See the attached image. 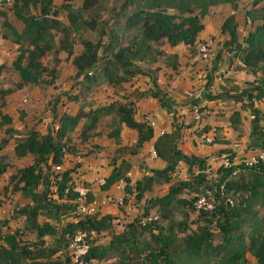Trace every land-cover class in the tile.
Masks as SVG:
<instances>
[{
	"label": "trees",
	"instance_id": "obj_1",
	"mask_svg": "<svg viewBox=\"0 0 264 264\" xmlns=\"http://www.w3.org/2000/svg\"><path fill=\"white\" fill-rule=\"evenodd\" d=\"M240 1L62 0V4L56 8L53 6V0H14L12 12L20 25L19 30L7 19L6 12L0 11V38L17 47L16 58L11 63V69L18 78L14 90L51 86L58 74L56 68L59 53H64L66 59L71 60L74 77L80 79L78 85L85 93L100 83L112 87L128 83L135 76L146 74L135 63L154 64L158 62V57L164 60V67L175 71L176 57L166 54L160 47L166 45L173 48L183 45L193 57L200 44L196 46L195 42L203 30L202 19L217 6L227 5L235 10ZM262 1L252 0L251 7L259 5ZM30 10L34 13H30ZM256 10L255 18V12L248 15L253 16V20H257L259 24L240 42L234 15H229L223 20L219 34L227 38L222 47L228 53V60L236 58L243 68L251 73L257 70L264 73V5ZM61 13L65 17L66 25L60 20ZM102 14L106 15L105 20H101ZM89 33L96 34L97 40L89 39ZM103 37L107 38L105 45L100 41ZM76 44L80 46V51L75 55L73 48ZM99 51L105 57H98ZM47 56H51L53 63L49 68L41 63ZM3 70L4 66L0 64V73ZM260 84H264V81H260ZM14 90L6 91V94ZM249 92H253V95L246 97L249 101L258 100L264 95V89L258 85L252 86ZM131 94L135 101L147 97L158 102L162 100L158 94L150 91ZM135 101L113 102L89 109L87 112L79 111L75 115L61 114L56 120L55 129L41 135L30 131L17 137L13 129H5L6 138L1 141V145L6 144L7 138L10 137L14 145L12 154L15 159L32 157L30 166L16 170L15 174L9 177L11 192H18L21 197L35 202L38 197L36 188L42 179L52 174L56 198L74 202L77 194L72 192L71 174L76 165L60 172H51L50 168L60 167L64 156L75 152L73 147L69 148L68 145L75 127L81 120L83 123L78 135L80 143L86 142L92 136L100 120L105 117H109V126L113 127L109 138L118 137V128L121 125L135 131L136 140L132 154L142 144L150 141L151 127L133 118ZM234 114L237 116V113ZM0 122V126H5L11 121L7 115L0 114ZM174 140V134H162L153 144L155 158L167 166L173 162ZM227 160L231 165H220L215 171L214 179H206L205 173H201L195 178L178 181L168 186L163 195L148 200L144 207V216H147L150 210L156 209L165 218L176 207L194 211L193 202L180 198L182 195L210 193L214 197V207L210 212H198L197 218L200 220H196L202 224L197 225L191 234L187 233L185 221L177 224L171 222L167 234L164 235L154 221L140 226L139 220H135L125 231L111 234L105 246L94 245L90 241L82 257L84 262L100 263L113 258V262L106 264H133L132 256L138 258L139 254H144L139 264H187L189 260L203 258L213 259L214 264H246L245 255L248 254L255 264H264V231L260 227V219L256 217L263 211L264 219L263 164L258 161L249 167H244L242 162L234 165L230 155H227ZM8 167L7 158L1 155L0 176ZM129 170L128 161L121 159L117 165L113 161L102 190L123 181L124 191L130 192L129 180L126 177ZM170 172H174L173 168ZM233 173L235 174L232 175ZM169 181L170 176L164 182ZM4 190L6 191V187ZM236 195L240 197L234 200L232 207L228 206L225 199ZM86 198L91 201L90 195ZM113 219L109 215L96 214L58 228L43 222L35 230L34 240L29 243L20 241L18 231L9 235L0 234V264H55L50 261L51 256L57 252L59 246L66 248L76 231L87 235L109 232ZM213 224L219 232V241L215 246L212 245L215 235L210 231ZM245 224L250 227L246 238L241 233ZM153 225L159 230L156 235L150 231ZM174 227L177 228L176 233H173ZM141 231H150L151 242L138 248L137 238ZM176 234L181 237L177 238ZM44 237L52 238L58 248L44 246Z\"/></svg>",
	"mask_w": 264,
	"mask_h": 264
},
{
	"label": "crops",
	"instance_id": "obj_2",
	"mask_svg": "<svg viewBox=\"0 0 264 264\" xmlns=\"http://www.w3.org/2000/svg\"><path fill=\"white\" fill-rule=\"evenodd\" d=\"M242 1L238 3L235 10L227 5L212 8L201 21L203 30L198 34L195 45L202 42L209 43L210 48L217 43L218 46L222 45L227 38L219 34V27L229 15H234L239 42L252 32L255 27L244 26L245 29H243L244 27L241 26V19L245 13L241 9ZM257 6L252 8L256 9ZM247 21L245 19L244 24L247 25ZM165 53L176 57V70L165 69V80L160 82V75L157 77L158 80H155L154 76L151 78L146 76L144 81L149 79L150 83L145 85L141 84L140 79L135 82L139 76L137 75V78H133L128 83L129 90H131L129 92L150 91L158 94L162 99L158 102L147 97L135 101L134 97L130 95L131 98L128 100L135 101L134 120L145 122L151 127V140L142 144L132 154L136 140L135 131L121 125L118 128V137L112 140L108 135L113 129L106 131L103 135L101 131L97 130V127L87 140L91 141L94 150L97 151L87 154L81 159L78 156L73 158L70 155L64 156L61 167L72 169L76 165L71 174V183L75 186H78L80 181L86 183L87 185H80L88 191L87 195L91 196V201L101 202L107 197L117 196L118 192H114L115 184L107 190L101 188L104 179L112 169L111 163L104 159L107 156L105 152L113 154L117 148H121L122 159L130 163V170L126 177L135 200L150 192L154 186L160 187V185L169 184L170 181L169 183L164 181L173 174H170L172 168L174 171L184 168L187 178H195L201 173L203 174L204 169L208 168L207 166L220 164L221 157L224 155H231L233 164H236L239 159L244 160L257 151H264V109L262 106L264 95L258 100L251 99L249 101L246 98L249 94L253 95V92H249L252 86L258 85L264 89V84H260V81H264V73L261 70L251 73L248 69L243 68L238 59L230 58L231 60H228V53L224 52L223 54L218 49L213 52L211 57L209 56L208 60L197 62H193L188 48L183 45L173 48L167 46ZM143 75L145 77V74ZM146 75L152 76L151 74ZM189 92L193 99L187 100L182 95ZM191 105H197L206 111V115L199 122H195L192 118ZM234 113H237V116ZM162 134L175 135L173 162L169 166L150 155L153 144ZM203 138L211 139L212 143L204 144ZM6 146L10 147V153H13L14 145L7 142L0 146V156H5L9 165L4 174L0 176V188L5 186L8 189L6 198L10 200L0 196V210L4 209V212L9 214L7 218L0 215V220L3 224L8 219L10 221L6 226L1 223L0 231L2 230L4 235H9L13 232L6 227H16L18 230L14 231H18L19 235L28 232L33 235L32 240H34L35 230L43 222L58 228L76 219L77 198L74 202L58 200L54 195L52 174L42 179L36 188L38 197L35 202L21 197L18 192H11L9 177L15 174L12 171L30 166L32 157L25 156L17 160L13 154L5 155L8 151L4 149ZM119 160L115 162V165L119 163ZM72 165L74 166L72 167ZM50 171L54 172L52 167ZM99 177H102L103 180L92 184ZM117 213V206L113 202L101 205L97 212L99 216L109 215L113 218ZM0 234L2 235L1 232ZM45 238L51 239L50 237Z\"/></svg>",
	"mask_w": 264,
	"mask_h": 264
},
{
	"label": "rangeland",
	"instance_id": "obj_3",
	"mask_svg": "<svg viewBox=\"0 0 264 264\" xmlns=\"http://www.w3.org/2000/svg\"><path fill=\"white\" fill-rule=\"evenodd\" d=\"M14 0H0V11L6 12L7 19L19 30L20 25L16 22L15 17L13 16L12 12V5H13ZM252 0H243L241 4V9L245 12L244 16H242L241 19V26L242 27H249L251 26L252 28L255 27V25L258 24L257 20H253V16L248 15L249 13L254 14V18L256 16L257 8L261 7L264 5V0L257 6L256 9H253L251 7ZM62 4V0H53V6L58 8ZM78 3L76 2L75 5ZM76 7V6H74ZM30 13H34L33 10H30ZM245 17V18H243ZM106 15L102 14L101 20H105ZM245 19L247 21V25L245 23ZM60 20L62 21L63 24H67L65 17L61 13ZM99 20V21H101ZM255 23V24H254ZM245 27L243 29H245ZM88 38L92 40H97V35L93 33L88 34ZM244 39V38H243ZM101 44L105 45L107 43V38L103 37L101 40ZM216 44V43H215ZM218 44V43H217ZM215 45L210 48V57L213 54L214 51L217 49L221 52H225V49L222 47V45ZM74 54H78L80 51V46L77 44L73 48ZM160 50L166 51L167 46L163 45L160 47ZM17 55V47L5 40H2L0 38V64L4 66V70L0 73V114H6L10 118V123L5 126H0V146L1 141L5 139L6 137L4 136V131L5 129H13L17 137L18 136H24L30 131L38 132L40 135L44 134L46 131H51L52 129H55L56 125V120L61 114H69V115H75L77 112H87L89 109L97 108L99 106H106V104H110L113 102H125L126 100H129L131 98L130 95H132V92H129L128 83H123L119 86H108L104 83H100L99 85L93 87L88 93L82 92L80 86L78 85L80 79H76L74 77V69L71 65V60L66 59V56L64 53H59L57 55L58 58V65H57V77L54 81V83L51 86H36V87H23L20 90H14L16 83L18 82L17 74L11 69V63L14 61ZM104 56V54H101V51L98 52V57ZM105 57V56H104ZM51 56H47L44 59L41 60V63L44 67L49 68L53 65L51 63ZM158 62L154 64H143V63H135L136 66H138L142 71H144L146 74H151L152 76H148L145 74L144 75H139L135 76L134 78H137L135 82H138V80H141V84L147 85L149 79L147 81H144V78L149 77H155V80H158V76L160 75V82L163 81L164 76H166V67H164V60L161 59V57H158ZM100 62V61H99ZM164 74V75H162ZM162 75V76H161ZM169 75V74H168ZM170 76V75H169ZM165 80V79H164ZM249 85H252L249 83ZM8 90H14V92H11L10 94H6V91ZM190 93V92H189ZM191 94V93H190ZM133 96V95H132ZM184 98L189 100L187 98L186 94L183 93L182 95ZM2 98V100H1ZM3 103V105H1ZM264 109V104L262 105ZM204 110V109H203ZM206 113V111H205ZM206 115V114H205ZM83 123V120H81L77 126L75 127V131L71 135V142L69 143L68 147L71 148L73 147L75 152H70L68 153L70 156L73 157H85L87 154H93L95 151L93 144H91V141L80 143L78 135L80 133V128ZM110 119L109 117H105L96 126L98 131H101L103 135H105V132L113 129V127L109 126ZM1 124V122H0ZM16 137V136H15ZM7 142H12V139L10 137L7 138ZM204 139V138H203ZM113 140V139H112ZM205 144V143H204ZM4 149H7L8 151L6 152L7 154L5 155H12L10 153V147L6 146ZM106 149V148H102ZM121 148H117L115 151L112 153H107V156L104 158L108 163H111L113 161H117L120 158L122 159V152L120 151ZM131 149V148H130ZM129 149V150H130ZM153 150V149H151ZM150 150V151H151ZM155 155V154H154ZM125 156V155H124ZM152 156V155H151ZM231 156V155H230ZM263 156L264 157V151H257L252 156H250L247 159L249 161L250 159H254L255 161L260 162V158ZM153 158V157H152ZM120 161V160H119ZM127 161V160H126ZM243 160L239 159L236 164L238 165L241 164ZM13 163V161L11 160ZM129 162V161H128ZM222 160H220V164H214V165H209L207 166L208 168L205 170V176L206 179L212 180L214 179V174L216 169L222 165ZM256 162V164H257ZM233 163V161H232ZM261 163V162H260ZM255 165V164H252ZM74 165H72L73 167ZM109 166V165H108ZM12 168L14 166L12 165ZM75 169V168H74ZM73 169V170H74ZM64 170L61 166L58 172ZM12 171V173H14ZM186 170L184 168L180 169L179 171L176 170L173 172V174L170 176V183L167 185H160L154 186L153 189L148 192L147 194L143 195L140 199L135 200L133 198L132 191L130 192H125L123 189L122 190H117L115 189L114 185V192H118L117 196H111V199L113 200V203L115 204L117 199L119 197H122L123 202L121 206H117V211L118 213L115 215L113 221L111 222V228L109 232H102L97 235H90L89 237L84 238V242L88 244L90 241L91 243H94V245H100V246H105L107 242L110 239L111 234H119L126 229H128V226L133 223L135 220L141 221L142 219H145L147 217H155L156 220L154 221L156 223V226L160 227V230L162 231V234L166 235L168 231V225L172 222L174 224L181 223V222H186L187 225V233L191 234V232L195 231L197 225H201V221H197L196 219L198 216V212L196 210L190 211L189 209L186 208H180L176 207L173 212L164 218L162 214H160L156 209H152L149 211V214L147 216H144V207L147 205L148 200L159 197L163 195L168 188V185H172L177 183L178 181H183L187 179V174L185 173ZM98 180H103L102 177L97 178L95 181L92 182L96 183ZM8 181V178L6 182ZM79 187L83 188L80 184L87 185L86 183H83L80 181ZM123 182V181H122ZM124 183V182H123ZM73 184V183H72ZM90 186V184H88ZM5 187V186H4ZM4 187L0 188V196H2L6 200H10L7 197V193L9 192L8 189L6 191L4 190ZM201 193V194H199ZM196 195L193 193H187L186 195H182L180 198L186 199L189 201H192L196 199L199 196L207 195L206 197V202L209 204L210 202L213 203L214 197L210 193H204V192H199ZM232 197V196H230ZM237 197L240 196H233L232 199L235 200ZM205 199V198H204ZM14 208V207H13ZM12 208V209H13ZM11 209V208H10ZM5 210L2 209L0 210V215L1 217H8V212L5 213ZM258 219H260V227L262 231H264V219H263V211H260L257 216ZM6 221V220H5ZM10 220L8 219L7 222L4 224L0 220V223L2 225L6 226V224ZM138 221V222H139ZM6 229H10L11 232H14V230H18L16 227L11 228L9 226L6 227ZM176 230V231H175ZM250 227L249 224H245L242 229L241 233L243 236L246 238L247 234L249 233ZM154 235L157 234L159 230L155 228V225L150 230ZM150 231H141L140 234L138 235V248H141L143 245L150 243L151 242V237L149 235ZM173 233L177 232V228L174 227ZM210 231H212L215 235V239L212 242V245L215 246L217 242L219 241V232L213 224L210 227ZM3 234V231H0ZM5 232V230H4ZM7 232V230H6ZM177 238H180L181 235H177ZM33 235L30 233H20V241L22 243H29L32 241ZM44 246L50 247V248H58V245H56L55 241L49 238L44 239ZM71 255V251L63 246H59L57 249V252L51 256L50 261L54 262L55 264H70L69 257ZM132 256V254H131ZM144 254H139L138 258H135L132 256V261L133 264H139L141 262V259H143ZM114 259H107L104 262H90L89 264H106V263H111L113 262ZM245 261L246 264H255V261L253 258H251L248 254L245 255ZM187 264H214L213 259H197V260H189L187 261Z\"/></svg>",
	"mask_w": 264,
	"mask_h": 264
},
{
	"label": "built area",
	"instance_id": "obj_4",
	"mask_svg": "<svg viewBox=\"0 0 264 264\" xmlns=\"http://www.w3.org/2000/svg\"><path fill=\"white\" fill-rule=\"evenodd\" d=\"M209 56H210V45L207 42H202L197 46L196 54L193 56L192 60H193V62L206 61L209 59ZM186 96L189 99H193V96L190 93H186ZM190 110H191L192 118L195 122H199L201 120V118H203L206 114L205 111L202 108L198 107L197 105H191ZM203 142L208 145V144L212 143V140L208 139V138H204ZM150 155H152V157H155L153 150L150 151ZM259 158H260L259 159L260 162L263 164V171H264V157L261 156ZM221 160H222L221 163L224 167H229L231 165V163L230 164L228 163L227 155L222 156ZM256 162L257 161H255L254 159L253 160L250 159L249 161H247V160L242 161L244 167H249L252 164H256ZM59 169H60L59 166L52 167V170L54 172L59 171ZM234 174L235 173H233L232 175H234ZM124 186H125V183H123L122 181H119L116 183L115 189H117V190L123 189L124 190ZM72 192L77 194V201H78V207L76 210L77 218L74 219L72 221V223H76L77 221L82 220L87 216L96 215L101 205L113 202L112 199L109 197L105 198L101 202H96L94 200L89 202L86 198L88 191L85 188L75 186L74 184H72ZM206 197H207V195L205 194V195L199 196L193 200L192 206H193L194 210H196L197 212H199V211H205V212L212 211L215 201L213 200V203L210 202L208 204L205 201ZM117 200L118 201H116V203L114 205L121 206L122 202H123L122 197H119ZM225 203L228 206L232 207L235 202L232 198L227 197L225 199ZM155 220H156L155 217H147V218L139 221V225L145 226L146 224H149ZM85 237H89V235H87L85 233H81L79 231H76L73 235V238L71 240H69V243L67 245V249L71 251V255L69 257L70 264H87L82 259V257L85 255L87 248H88V244H86L84 242Z\"/></svg>",
	"mask_w": 264,
	"mask_h": 264
}]
</instances>
